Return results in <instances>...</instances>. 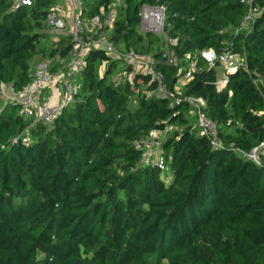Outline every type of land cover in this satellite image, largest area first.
I'll use <instances>...</instances> for the list:
<instances>
[{
    "label": "trees",
    "instance_id": "obj_1",
    "mask_svg": "<svg viewBox=\"0 0 264 264\" xmlns=\"http://www.w3.org/2000/svg\"><path fill=\"white\" fill-rule=\"evenodd\" d=\"M117 1L80 0L81 17ZM119 1L110 41L152 57L169 96L101 48L84 56L74 102L51 125L31 126L0 95V264H264V155L257 165L236 151L264 141V0L242 30L244 0ZM60 2L0 0V93L24 91L39 57L54 72L65 69L56 59L71 60L72 34L47 23ZM145 5L164 9L163 35L140 31ZM208 50L242 59L224 68L222 89ZM124 73L133 76L118 83ZM185 98L204 100L220 148L188 123ZM152 131L165 133L162 166L136 148Z\"/></svg>",
    "mask_w": 264,
    "mask_h": 264
},
{
    "label": "built area",
    "instance_id": "obj_2",
    "mask_svg": "<svg viewBox=\"0 0 264 264\" xmlns=\"http://www.w3.org/2000/svg\"><path fill=\"white\" fill-rule=\"evenodd\" d=\"M78 3L79 9L71 21L70 34L73 36V56L69 62L63 59H56L65 68L54 72L52 65L55 60L48 59L40 63L34 72V79L32 83L27 86L24 91L20 93L13 92L10 100L19 106V113L26 120L31 121V126L38 123L51 125L54 120L61 114L63 108L70 106L74 102L75 94L79 86L76 83V77L82 71L84 65V56L93 48L104 49L107 54L113 58H122L126 63L133 65L136 69H141L146 65L145 72L151 73L154 80L157 82V96H169L164 78L161 73H156L154 70L155 62L152 57L147 55H140L134 50L126 53H121L117 50L114 44L107 37V32L114 27L115 19L117 17V7L120 5L118 0L108 7L107 12L95 16L91 20H84L81 17V3L80 0H75ZM248 5V13L242 23L240 30L248 29L260 14L261 10L256 3V0H244ZM32 0H15V8L20 5H31ZM143 8L151 10L150 13L144 14L146 11ZM142 8V21L150 17L155 20L156 27L163 25L164 9L161 7H153L145 5ZM47 23L51 32L56 35L64 34L68 31L69 22L66 17L58 12L55 8L49 13ZM203 57L211 64L219 63L228 71L236 70L242 63L240 56L223 53L218 55L214 50L203 52ZM174 61V60H172ZM196 63L191 61L184 80L192 77V73L196 71ZM123 74L118 76L117 82L120 83ZM227 83V76L223 74L222 78H218L217 85L219 89L225 87ZM47 91H50L48 95ZM181 99H176L177 104ZM192 106V113L197 117L198 127L201 134L209 137L216 148L222 146V142L218 138V131L216 123L204 113L205 102L203 99L185 98ZM30 126V127H31ZM30 127L24 131V141H30ZM165 133L152 131L146 138L141 139L136 143L137 149L144 151V162L146 164L157 163L163 165V158L156 153L153 156L152 152L157 151V145L164 140ZM241 156L247 160L257 164H262V156L264 155V141L257 145L249 152L236 150Z\"/></svg>",
    "mask_w": 264,
    "mask_h": 264
},
{
    "label": "rangeland",
    "instance_id": "obj_3",
    "mask_svg": "<svg viewBox=\"0 0 264 264\" xmlns=\"http://www.w3.org/2000/svg\"><path fill=\"white\" fill-rule=\"evenodd\" d=\"M68 4H67V3ZM70 3L71 2H68V0L66 1V0H61V3H59L58 5H56L55 6V9L58 11V12H66L67 14H68V10H69V8H70ZM67 4V5H66ZM146 10V11H143V10ZM143 12H144V14H146V13H150V11L151 10H148V8H143ZM146 12V13H145ZM72 14H71V17H69V19L71 20L72 18H73V16H74V13H73V11L71 12ZM69 20V21H70ZM153 23L155 24V20H153V19H151L150 17H148V18H145V20L144 21H142V23H141V25H140V31L142 32V33H147V32H153V33H155V34H158V35H163V33H164V29H163V25H160L159 27H156V26H154L153 25ZM107 37L110 39V34H108L107 33ZM164 38L165 39H167L166 38V35H164ZM47 58H42V57H39L37 60H35L34 61V63H33V68H32V73H34L35 72V69L37 68V66L40 64V63H43L42 61H45ZM102 69H104V67L102 68ZM147 69V67H146V65H143V67L141 68V69H136V67H134V71H145ZM223 70H224V67L221 65V66H219L218 67V71H219V77L221 76V78H222V72H223ZM133 76V73L132 74H126V73H124L123 74V77H132ZM180 89V86H178L177 87V90H178V93H182L181 92V90H179ZM12 93H13V91H12V89L10 88V86H3L2 88H1V93H0V95L2 96V98L4 99V100H9L10 99V97H11V95H12ZM188 123L190 124V125H192L193 127H198V123H197V121H196V119H195V115L193 114V113H190L189 115H188ZM169 131L170 130H172V127H170L169 129H168ZM162 143V142H161ZM156 153L157 152H152V154H153V156H156Z\"/></svg>",
    "mask_w": 264,
    "mask_h": 264
},
{
    "label": "crops",
    "instance_id": "obj_4",
    "mask_svg": "<svg viewBox=\"0 0 264 264\" xmlns=\"http://www.w3.org/2000/svg\"><path fill=\"white\" fill-rule=\"evenodd\" d=\"M67 1V0H66ZM68 2H71L70 3V8H69V10H68V14L66 13V12H60L62 15H64L65 17H66V19H67V21L69 22V28L70 29H68V31L66 32V33H70V30L72 29V27H71V21H69L70 19H69V17H71V12L73 11V13H74V15L77 13V12H79L78 11V9H79V6H78V3L75 1V0H68ZM61 3V2H60ZM67 3V2H66ZM68 4V3H67ZM66 4V5H67ZM53 33V32H52ZM38 59V58H37ZM48 60V58L45 60V61H47ZM45 61H42V62H45ZM223 74H224V70H223V72H222ZM220 74V73H219ZM222 74V75H223ZM221 77V76H220ZM179 86H180V89L179 90H182V83H179ZM47 93H48V95L50 94V91H47Z\"/></svg>",
    "mask_w": 264,
    "mask_h": 264
},
{
    "label": "bare ground",
    "instance_id": "obj_5",
    "mask_svg": "<svg viewBox=\"0 0 264 264\" xmlns=\"http://www.w3.org/2000/svg\"><path fill=\"white\" fill-rule=\"evenodd\" d=\"M153 25H154V26H157V24H154V23H153Z\"/></svg>",
    "mask_w": 264,
    "mask_h": 264
}]
</instances>
